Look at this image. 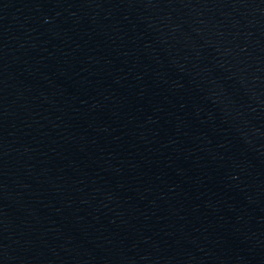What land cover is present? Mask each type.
Segmentation results:
<instances>
[{"label": "water", "instance_id": "water-1", "mask_svg": "<svg viewBox=\"0 0 264 264\" xmlns=\"http://www.w3.org/2000/svg\"><path fill=\"white\" fill-rule=\"evenodd\" d=\"M0 264H264V0H0Z\"/></svg>", "mask_w": 264, "mask_h": 264}]
</instances>
